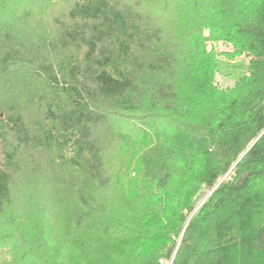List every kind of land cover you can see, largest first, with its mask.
Here are the masks:
<instances>
[{
  "label": "trees",
  "instance_id": "obj_1",
  "mask_svg": "<svg viewBox=\"0 0 264 264\" xmlns=\"http://www.w3.org/2000/svg\"><path fill=\"white\" fill-rule=\"evenodd\" d=\"M0 264H264V0H0Z\"/></svg>",
  "mask_w": 264,
  "mask_h": 264
},
{
  "label": "rangeland",
  "instance_id": "obj_2",
  "mask_svg": "<svg viewBox=\"0 0 264 264\" xmlns=\"http://www.w3.org/2000/svg\"><path fill=\"white\" fill-rule=\"evenodd\" d=\"M208 34V32L206 33ZM219 52H223V51H228L229 47L225 46L223 44L218 45L217 47ZM233 64L235 65V69L233 70V73L231 76H229L228 78H224L225 76V68L224 65L225 63L222 62V72L221 75L219 76V82L223 85V86H233L236 82V80L239 78L240 73H242V69H244V66L246 65V63L243 60H238L235 61L234 63H231L230 67H233ZM239 66H241V68H239ZM243 67V68H242ZM210 194H208L206 191L203 193V196L201 198V201H199V204L201 205L204 201L207 200V198L209 197ZM199 205V206H200ZM118 236L116 235L115 239Z\"/></svg>",
  "mask_w": 264,
  "mask_h": 264
}]
</instances>
